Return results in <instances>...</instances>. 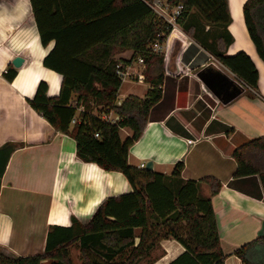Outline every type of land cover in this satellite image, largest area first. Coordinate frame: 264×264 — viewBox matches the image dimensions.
<instances>
[{
    "label": "crops",
    "instance_id": "0c3cea01",
    "mask_svg": "<svg viewBox=\"0 0 264 264\" xmlns=\"http://www.w3.org/2000/svg\"><path fill=\"white\" fill-rule=\"evenodd\" d=\"M246 1L228 0L232 19L228 31L233 43L227 55L245 52L251 58L259 72V94L252 97L254 92L246 86L224 104L205 85L198 75L207 68L241 80L193 35L212 43L217 31L194 16L192 33L180 28L164 45L162 96L149 111L142 136L128 156L129 164L141 169L152 162V171L165 174L174 191L181 181L199 183V197L210 198L212 203L225 264H246L234 252L264 236H259L264 224L261 180L258 175L236 178L233 158L237 148L264 137V62L245 25ZM52 48L53 44L42 46L30 0H0V148L19 145L11 155L0 191V251L10 257L42 254L50 226L70 227L73 219L87 224L105 200L134 191L122 173L82 161L76 141L57 131L30 106L28 101L41 82L48 85V97L60 94L63 77L44 65ZM17 56L24 58L19 68L12 64ZM9 67L17 70L13 81L4 77ZM136 82L146 86L142 94L129 93L118 102L128 96L146 97L151 85ZM131 135L128 128L120 132L122 139ZM180 161L185 167L181 179L175 180L171 174ZM205 179L221 184L217 194ZM186 252L176 239H162L138 264H171ZM246 257L249 264H264V243L250 248ZM181 264L196 262L188 258Z\"/></svg>",
    "mask_w": 264,
    "mask_h": 264
},
{
    "label": "trees",
    "instance_id": "16d2710c",
    "mask_svg": "<svg viewBox=\"0 0 264 264\" xmlns=\"http://www.w3.org/2000/svg\"><path fill=\"white\" fill-rule=\"evenodd\" d=\"M183 5L181 27L192 33L191 20L200 17L204 24L217 28L212 43L198 35L213 57L251 91L258 93L259 72L245 52L227 55L233 36L228 0H170ZM44 48H53L44 59L45 67L63 77L58 97L47 96L48 85L41 82L30 106L57 131L76 141L77 156L106 171L122 173L134 191L105 200L87 224L76 219L70 227L50 226L42 254L10 257L0 251V264H73L69 248L79 243L82 264H138L155 244L168 238L181 243L187 252L171 264L191 258L202 264H225L220 236L210 198H200L199 183L182 182L177 191L162 173L146 171L128 162L131 146L140 139L149 111L162 96L165 57L150 54L147 48L166 39L167 25L159 20L143 0H30ZM243 15L249 36L264 62V0H247ZM132 50V60L142 56L146 70L138 81L151 85L144 99L128 96L117 105L122 82L116 75L117 55ZM17 70L9 67L4 77L13 81ZM72 102V104H71ZM76 102L77 104H73ZM77 123L72 125L78 108ZM115 111L123 117L116 124L101 120L100 114ZM97 111L99 114H95ZM128 128L132 135L122 139ZM99 133L100 138H95ZM15 148L19 147L16 144ZM236 178L258 175L264 190V137L254 139L233 153ZM185 164L178 162L171 174L181 179ZM217 194L221 184L205 179ZM136 229H140L137 233ZM136 238L139 243L136 245ZM264 243V236L242 246L234 255L249 264V249Z\"/></svg>",
    "mask_w": 264,
    "mask_h": 264
},
{
    "label": "built area",
    "instance_id": "2783aa9c",
    "mask_svg": "<svg viewBox=\"0 0 264 264\" xmlns=\"http://www.w3.org/2000/svg\"><path fill=\"white\" fill-rule=\"evenodd\" d=\"M148 7L154 12L156 17L159 20H162L166 23L168 29V35H166V39L155 40L148 48L147 51L150 54L156 55H165L164 45L166 41L172 36V34L180 30L181 17L183 12V5H174L170 2V0H143ZM133 53L129 58H125L127 61L120 60L116 66V75L119 77L122 84L126 81H138V78L143 74L146 70L145 60L142 56H137L135 60H132ZM138 67H141L142 70H138ZM238 81V80H237ZM241 86L246 88V85L242 81H238ZM118 106L122 105V102H117ZM78 112L84 111V107L81 106L77 109ZM100 118L102 121L106 123H110L116 125L123 120L119 114L115 113V111L110 110L108 112H103L100 114ZM76 117L72 120V124H76ZM95 138H100L99 133L95 134ZM188 143H192V141H188Z\"/></svg>",
    "mask_w": 264,
    "mask_h": 264
},
{
    "label": "water",
    "instance_id": "95a60500",
    "mask_svg": "<svg viewBox=\"0 0 264 264\" xmlns=\"http://www.w3.org/2000/svg\"><path fill=\"white\" fill-rule=\"evenodd\" d=\"M24 58L17 56L14 58L12 64L14 67L19 68L23 65ZM200 79L207 85V87L215 93V95L224 103H228L233 100L237 95L241 94L245 88L240 85L237 80L226 76L225 74L217 71L212 72L209 68L202 71L199 75ZM215 89V91H214ZM15 147L13 145H5L0 148V191L2 186V178L4 176L5 170L11 158V155ZM145 170L152 171V162H147L145 165ZM264 235V224L259 236Z\"/></svg>",
    "mask_w": 264,
    "mask_h": 264
},
{
    "label": "rangeland",
    "instance_id": "374dc122",
    "mask_svg": "<svg viewBox=\"0 0 264 264\" xmlns=\"http://www.w3.org/2000/svg\"><path fill=\"white\" fill-rule=\"evenodd\" d=\"M132 55V50L129 51H125V52H121L117 55V60L123 58H129ZM138 70H142L141 67H138ZM145 85H141L138 84L136 81H126L122 84L120 92H119V96H118V100H122L123 97H125V95H128L129 93H134V94H138L141 95L143 90L145 89ZM73 104H77L76 102H74ZM80 108V107H79ZM80 112H78L79 114ZM95 114H99L97 111H94ZM70 257L72 260L73 264H82V255H81V250H80V246L79 243H75L74 245H72L70 248ZM44 264H52L51 260H47L45 262H43Z\"/></svg>",
    "mask_w": 264,
    "mask_h": 264
}]
</instances>
